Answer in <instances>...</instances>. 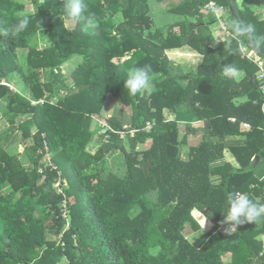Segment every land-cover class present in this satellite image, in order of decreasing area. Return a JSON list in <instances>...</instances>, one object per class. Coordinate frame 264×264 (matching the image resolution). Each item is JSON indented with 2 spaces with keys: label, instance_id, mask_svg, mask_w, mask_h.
Wrapping results in <instances>:
<instances>
[{
  "label": "trees",
  "instance_id": "trees-1",
  "mask_svg": "<svg viewBox=\"0 0 264 264\" xmlns=\"http://www.w3.org/2000/svg\"><path fill=\"white\" fill-rule=\"evenodd\" d=\"M151 1L85 0L86 12L74 20L63 15L65 0H34L28 28L15 38L0 34V102L8 100L10 125L0 134V264H62L64 258L67 264H264V222L244 223L231 235L223 222L232 193L264 203V179L254 166L258 155L264 160L262 80L241 47L254 50L245 31L216 41L210 0H185L176 10L186 17L179 31L167 33L156 28ZM214 1L235 18L227 23L231 32L233 24L244 28L243 19L264 51V16L247 6L251 0H236L240 16L231 0ZM20 12L33 13L29 2L0 0V33ZM89 18L96 27H88ZM42 34L50 40L44 48L37 44ZM185 45L203 54V62L176 71L166 50ZM74 55L83 59L68 78L63 65ZM146 65L151 88L130 96L128 71ZM224 65L244 78L224 77ZM13 74L28 95L12 89ZM244 96L249 99L237 104ZM110 98L131 109L129 120L116 111L107 118ZM94 117L105 118L108 128L93 153ZM199 120L206 123L202 141L184 158L179 122ZM18 132L22 151L10 154L6 147ZM234 136L243 137L231 148L239 168L224 155ZM119 150L124 172H107L108 155ZM188 225L201 230L193 240Z\"/></svg>",
  "mask_w": 264,
  "mask_h": 264
},
{
  "label": "crops",
  "instance_id": "crops-1",
  "mask_svg": "<svg viewBox=\"0 0 264 264\" xmlns=\"http://www.w3.org/2000/svg\"><path fill=\"white\" fill-rule=\"evenodd\" d=\"M184 1L185 0H167V2L165 3H159L157 1L152 0L151 5H150L151 7L150 12L154 18L156 28L158 29L162 28L165 31L164 33H167V31L171 27H175V30L179 31L180 26H177V24L183 21L186 17L180 13H177L176 10L181 8L180 6L183 5ZM241 2L242 1H239L240 5H241ZM30 6H32V4L31 5L29 4V7ZM247 6L253 9L257 15L264 16V0H251L247 3ZM34 9H36L35 6H34ZM223 12H224L223 20L228 24L233 23L234 18L229 8L226 7L225 10H223ZM203 20L205 23H208L210 21V18L209 16L205 15L203 17ZM191 21H196V18L191 17ZM210 30L214 38L216 39L220 31V22L218 19L217 21L210 23ZM241 48H242L243 55L245 56L250 57L251 54H254V51H252L246 45H242ZM166 53L176 65V71H180V72L181 70L187 71L189 69L197 68L203 62V59H204L203 54L193 49L189 45H185L183 47L169 48L166 50ZM238 72H239V79L237 81H240L244 78L245 73L241 70H238ZM11 86H13L12 83H11ZM248 99H249V96H244V97H241L240 99H237L236 103L237 104L245 103ZM262 109L264 112V103L262 105ZM112 112L114 113L115 111L112 109ZM166 117L168 119H174L176 115L174 113L166 112ZM205 124L206 123L204 120L194 121L192 123L186 122V121L179 122V128H180L179 137L180 139L186 138L185 145L183 146L184 158H188L187 156H185L186 150L188 151V154H190L191 148L199 145L200 142L202 141V137H203L204 130H205ZM244 126L246 128L252 129V125H250V123H245ZM241 141H243L242 136L229 137L227 139L228 147H226L224 150L225 161H227L228 163H231L233 166L237 168L240 167V163L238 159L235 157L231 148L232 146H236L237 144H239ZM258 156H259V160H256L255 158L254 166H258L257 172L262 176V179H264V160L262 159L260 155Z\"/></svg>",
  "mask_w": 264,
  "mask_h": 264
},
{
  "label": "clouds",
  "instance_id": "clouds-1",
  "mask_svg": "<svg viewBox=\"0 0 264 264\" xmlns=\"http://www.w3.org/2000/svg\"><path fill=\"white\" fill-rule=\"evenodd\" d=\"M87 10L85 0H65L63 7V15L69 19L80 20ZM20 12L18 14L17 23L11 27L10 30H5L0 33L8 35L13 38L18 37L25 29L28 28L31 15ZM88 27H96L94 21L89 18L87 20ZM234 36L239 39L245 29L240 24L232 25ZM222 75L229 79H239L238 70L232 65H224ZM153 81L152 69L150 65L144 67H133L127 73V78L124 81V88L130 96L149 90ZM224 215V223L229 227L226 229L227 233L231 235L237 231V227L244 223H259L264 222V203L252 200L247 194L242 192H235L228 196V206L226 214ZM202 223H205L202 221Z\"/></svg>",
  "mask_w": 264,
  "mask_h": 264
},
{
  "label": "rangeland",
  "instance_id": "rangeland-1",
  "mask_svg": "<svg viewBox=\"0 0 264 264\" xmlns=\"http://www.w3.org/2000/svg\"><path fill=\"white\" fill-rule=\"evenodd\" d=\"M26 2H29V4L32 6L29 7V10L31 12H33L35 9H34V0H25ZM234 18V17H233ZM235 19V18H234ZM38 45L41 46V48H44V47H47L50 45V40L49 38L45 35V34H42L41 36H39L38 38V42H37ZM23 56V55H22ZM82 57L81 56H78V55H74L70 60H68L64 65H63V76L66 75L68 76V78H71L73 72L75 71L77 65L79 62L82 61ZM48 75V73H44L43 75V78L46 79V76ZM69 84H73V81H70L68 80ZM10 83L13 84L12 86V89L14 90H17L19 92H22V94L24 95H28L30 93V90L29 88L27 87V85L24 84V82L22 81V78L20 77L19 74H13L11 75L10 77ZM8 100H4V101H1L0 102V134L3 133V131L5 130H10V125L5 117L7 111H8ZM112 109L114 111H116L115 113L116 114H119L121 112H124L126 114H128V118H126V120H129V117L131 115V109L128 108V107H125L123 104L119 103L117 101V99H112L110 98V101H109V104L105 107V115L107 116V118H110V116L112 115ZM105 128L107 129L108 128V122L105 118H99V117H94L93 119V122H92V129L93 130H96L98 133L96 135V141L94 142H91L88 146V150L92 151L93 153L96 152V150L98 149V143L101 142V133L100 132H104L105 131ZM104 137H105V140L108 139V136H103L102 138V142H105L104 141ZM13 140L9 145H7V150L10 154H18L19 152L22 151V141H21V133L18 132L16 134H14L13 136ZM185 156L189 157V154H188V151L186 150L185 151ZM108 164H107V172L109 170H115L116 172H119V173H123L124 170H125V158H124V154H122L120 152V150L118 152H116L115 154H109L108 155ZM46 163H49L50 161L47 159L45 160ZM7 185V184H6ZM151 196L156 198L157 197V194L156 192H152L151 193ZM72 201H74V197L71 198ZM199 217H201V214L197 213ZM69 216V215H68ZM208 218V217H207ZM203 218L200 220V223L202 225H204V227L206 229H209V225H208V222H209V218ZM205 222V223H202ZM201 230L199 232H195L193 231L190 226L188 225L187 226V229L185 230V234L186 236L193 240L197 237V233H200ZM48 237L51 238L53 237V234L49 235L48 234ZM264 239V236L262 237ZM64 262H62V264H67L68 263V260L67 258H64Z\"/></svg>",
  "mask_w": 264,
  "mask_h": 264
},
{
  "label": "built area",
  "instance_id": "built-area-1",
  "mask_svg": "<svg viewBox=\"0 0 264 264\" xmlns=\"http://www.w3.org/2000/svg\"><path fill=\"white\" fill-rule=\"evenodd\" d=\"M208 7H209L210 11L214 13L216 18L220 22V31L216 37V41H227L231 37L235 38L234 34L231 32V30L229 28V25L223 20V14H224L223 10H225V8L220 6L214 0H210ZM250 57L259 66V78L262 80L261 81L262 82V91H263V95H264V56H262L260 54H251ZM40 101H43V100H40ZM64 215L68 216L67 208H65V210H64Z\"/></svg>",
  "mask_w": 264,
  "mask_h": 264
},
{
  "label": "water",
  "instance_id": "water-1",
  "mask_svg": "<svg viewBox=\"0 0 264 264\" xmlns=\"http://www.w3.org/2000/svg\"><path fill=\"white\" fill-rule=\"evenodd\" d=\"M231 2L233 4V7L236 10L238 16H240V9H239L238 2L236 0H231ZM241 22L244 25L245 32L247 34L248 40H249L253 50L264 56V51L255 42L253 35H252V32H251L250 28L248 27V25L245 23V21L243 19H241ZM256 160H259V156L256 157Z\"/></svg>",
  "mask_w": 264,
  "mask_h": 264
}]
</instances>
